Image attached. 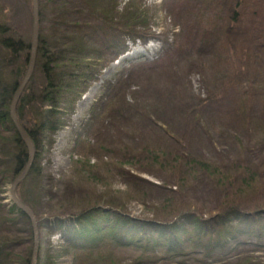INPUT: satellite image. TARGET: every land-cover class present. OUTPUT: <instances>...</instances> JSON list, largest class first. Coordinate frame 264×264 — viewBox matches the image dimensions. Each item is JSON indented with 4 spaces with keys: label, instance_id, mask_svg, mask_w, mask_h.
<instances>
[{
    "label": "rangeland",
    "instance_id": "1",
    "mask_svg": "<svg viewBox=\"0 0 264 264\" xmlns=\"http://www.w3.org/2000/svg\"><path fill=\"white\" fill-rule=\"evenodd\" d=\"M205 1L120 0L121 11L130 2L149 8L151 31L127 42L124 54L106 51L100 74L75 110L63 117L64 125L39 161L48 177L47 192L37 199L39 216L48 215L52 199L75 192L76 172L81 171L76 163L87 161V156L91 164L101 166L91 178L86 176L89 180L83 181L82 191L94 194L101 203L122 204L134 217L154 219L155 207L169 198L179 199L207 220L225 210L232 188L221 186L206 173L181 189L182 176L165 166L133 161L122 165L123 170L115 169V162L130 158L123 156L122 147H130L135 152L164 150L173 157L203 159L239 175V180L253 177L256 193L252 200L259 204L256 218L264 217V92L244 82L241 89L227 87L230 72L223 55L229 53L228 42L217 17H222L223 7L236 2L208 0V10ZM259 1L264 9V0ZM209 11L217 22L208 20ZM0 22L32 40L33 6L28 0H0ZM14 70L3 72L9 76ZM31 78L36 87L41 86L43 76L37 64ZM32 115V109L23 111L28 124ZM85 145L93 150L87 153ZM10 189L0 190V234L27 238L22 218L16 224L4 223L8 217L5 206L12 203ZM243 229L246 233L224 249L210 253L198 247L179 257L159 249L108 243L84 255L68 250L55 232L44 235V244L51 258L48 264H74L76 256L91 264H264V223L258 220ZM29 246L17 241L7 250L24 254Z\"/></svg>",
    "mask_w": 264,
    "mask_h": 264
},
{
    "label": "trees",
    "instance_id": "2",
    "mask_svg": "<svg viewBox=\"0 0 264 264\" xmlns=\"http://www.w3.org/2000/svg\"><path fill=\"white\" fill-rule=\"evenodd\" d=\"M234 1V6L226 5L222 17H217L228 42L229 53L223 55L230 72L227 87L237 86L241 89L244 82L249 86L257 85L262 93L263 5L259 0ZM207 2H204V6L209 10ZM28 3L31 7L32 0H28ZM120 5V0H39L40 35L36 64L41 70L43 81L41 86L36 87L31 78L16 108L18 119L28 131L36 149L34 164L18 187L17 194L34 212L38 222L40 249L37 264H48L51 261L44 244V235L47 233H58L68 250L84 255L108 243L142 250L159 249L179 257L198 247L206 248L210 253L224 249L246 233L243 227L251 226L258 220L264 223V217L256 218L259 204L252 200L256 193L253 177L239 180V175L203 159L173 157L164 150L135 152L130 147H122L123 156L130 158L126 162H115V169L123 170L122 165L133 161H143L150 166H165L168 171L182 176L178 182L181 189L200 174L206 173L221 186L228 184L232 188L233 194L227 196L225 210L207 220L179 199L169 198L155 207L154 219L134 217L122 204L114 201L101 203L94 194L82 191L83 181L91 178L93 171L101 166L91 164L87 156V161L76 163V168L81 167V171L76 172L75 192L52 199L48 215L39 216L36 210L37 199L47 192L48 178L40 169L39 161L46 146L52 144L53 135L64 125L63 117L75 110L77 101L82 98L96 75L100 74L106 51L124 54L128 50L127 42H135L145 32L151 31L153 17L149 8L130 2L121 11ZM210 8H213L212 5ZM211 11L208 12V20L217 22ZM31 43L32 40L18 35L11 25L0 22V190L4 189V192L7 186H12L29 160L28 149L17 132L10 109L29 68ZM13 67L15 70L12 73L9 71L10 75L6 76L3 71ZM262 98L264 101V95ZM26 109L33 110L30 124L23 118ZM84 150L89 153L93 148L85 145ZM241 198L245 200L239 202ZM2 201L1 198V207ZM5 207L8 217L4 218V223L16 224L22 218L26 221L29 235L23 238L7 232L0 234V264H33L32 221L15 203ZM17 241L29 243L26 253L16 254L7 250ZM91 262L89 259L74 257V264Z\"/></svg>",
    "mask_w": 264,
    "mask_h": 264
},
{
    "label": "water",
    "instance_id": "3",
    "mask_svg": "<svg viewBox=\"0 0 264 264\" xmlns=\"http://www.w3.org/2000/svg\"><path fill=\"white\" fill-rule=\"evenodd\" d=\"M33 6V36H32V43H31V55L29 61V68L26 73L25 78L23 79L22 83L20 84L14 99L11 104V118L15 124L17 132L23 142L25 143L28 152H29V160L26 167L23 169L22 173L17 177L10 189V199L13 203H15L32 221L33 224V234H34V250H33V264L38 263V255L40 249V235H39V226L36 219L34 212L28 207L25 203H23L17 194V189L20 184L27 178L33 164L35 161L36 149L34 143L25 129V127L21 124L20 120L18 119L16 108L17 104L20 100V97L23 94L24 89L26 88L27 83L31 79L37 60V49L39 43V35H40V17H39V0H32Z\"/></svg>",
    "mask_w": 264,
    "mask_h": 264
}]
</instances>
